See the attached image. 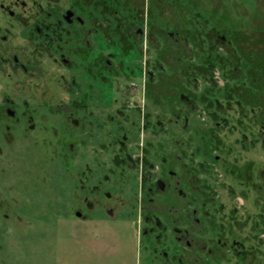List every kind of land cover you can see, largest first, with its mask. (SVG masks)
<instances>
[{
  "label": "flooded vegetation",
  "instance_id": "obj_1",
  "mask_svg": "<svg viewBox=\"0 0 264 264\" xmlns=\"http://www.w3.org/2000/svg\"><path fill=\"white\" fill-rule=\"evenodd\" d=\"M190 1V6H201L197 0ZM180 3L181 0H0V129L19 122L32 126L38 106L51 113L72 109L81 115L76 119L73 112L69 114L71 126L81 129V146L90 141L97 153L111 156L107 167L95 158L91 168L89 164L84 166L89 171H81L77 179L78 242L86 245L83 231L91 233L96 226L114 227L117 231L125 228L130 238L103 250L95 247L88 256L79 250L80 261L86 259L83 264H262L261 258L264 263V250L244 246L249 238H243L236 229L241 221L238 213H225L207 182L212 167L218 164V154L224 153L218 127L232 125L224 110L235 107L240 113L244 104L233 100L235 93L226 95L225 103L209 94L196 98L187 89L186 81L183 87L172 90L174 95L166 97L167 102L161 93V86L173 75L194 72L192 64L182 57L190 55V39L199 27L228 44L231 40L224 37L226 32L236 33L244 26L226 30L209 26L207 19H198L197 12L180 10ZM232 41L238 46L239 41ZM150 54H155L154 61ZM128 61L134 63L123 69V62ZM151 63L156 73L149 70ZM162 64L169 67V75ZM205 69L200 68L201 74L207 73ZM39 72H47L51 85L67 95L66 102L42 100V88L34 78ZM203 77L208 79L207 75ZM124 78L129 80L122 85ZM159 87L160 91L153 90ZM101 94L106 103L119 109L114 116L117 118L108 123L84 116L88 105ZM71 96L75 98L68 99ZM149 102L158 111L152 116ZM197 109L211 123L206 130L191 126V116ZM125 111L138 116L132 129L122 121ZM253 111L249 108L250 115ZM237 119L236 124L242 127V114ZM257 120V125L264 128L261 113ZM179 128L186 138L176 135L174 131ZM144 133L151 138L143 140ZM260 142L258 138L238 140L243 151ZM72 148L69 145L70 151ZM242 165L253 166L252 162ZM237 167L228 164L229 174L240 172L241 167ZM104 169L109 170L107 175ZM131 172L138 173L137 182H133ZM260 173L264 174V168ZM114 183L125 185L131 193H125L119 185L121 195L117 196L113 188L99 195L100 185ZM258 209L261 213L251 217L250 233L259 243L258 237L264 235V209ZM95 221L96 226L91 228L90 222Z\"/></svg>",
  "mask_w": 264,
  "mask_h": 264
},
{
  "label": "rangeland",
  "instance_id": "obj_2",
  "mask_svg": "<svg viewBox=\"0 0 264 264\" xmlns=\"http://www.w3.org/2000/svg\"><path fill=\"white\" fill-rule=\"evenodd\" d=\"M190 3V0H181L180 10L197 12L198 19H207L209 26L225 27V30L241 26L244 28L236 29V33L219 32L225 34L226 40H231L228 44L227 41L222 44L215 33L211 35L199 27L190 39V55L182 57L195 70L179 72V76L173 75L172 79L161 86V93L165 96L163 100L167 102L169 99L166 97L174 95L172 90L183 87L186 81L187 89L196 98L209 94L225 103L228 100L226 95L235 93L233 100L238 99L244 104L240 113L235 107L224 110L225 117L232 125L229 128L221 125L218 127V136L224 144L225 154H218V164L212 167L207 182L223 204L224 212H237L241 218L236 229L243 238H249L244 246L253 245L264 250V235L258 237V243L250 233L251 217L261 213L258 207L264 209V174L260 173L264 168V128L257 125L260 113L264 119V0H197V4L201 5L197 8L190 6ZM234 38L239 41L238 46L232 41ZM150 56L154 61L155 54ZM133 63L123 62L122 67L131 68ZM166 65L161 66L165 68L164 73L169 75V67ZM201 67L206 68L207 73L201 74ZM181 68L189 71L187 66ZM149 70L155 71L152 63L149 64ZM203 75H207L208 79L204 80ZM34 78L42 88L40 94L43 101L49 98L67 101V95L51 85L47 72H39ZM125 79L129 80H121L122 85ZM78 80L85 84L81 78ZM59 84L61 86L60 81ZM242 89L244 92L237 91ZM249 89L254 92H249ZM153 90L158 92L160 87ZM71 98L75 97L68 99ZM94 101L88 105L85 117H98L108 123L109 119L118 115V107L106 103L103 94ZM249 108L254 109L253 115L249 114ZM72 112L73 118L81 117L72 109L64 108L58 114L38 106L32 126L19 122L9 125L8 129L5 125L0 129V247L3 253H0V260L3 258V264H83L86 259L80 261L79 250L88 256L95 247L103 250L130 238L125 228L119 231L114 227L103 229L97 227L95 221L89 224L91 228L96 226L93 232L83 231L86 245L78 242L79 224L75 213L79 208L80 194L77 179L81 171H89L84 166L89 164L91 168L95 158L107 167L111 156L108 158L107 154L97 153L93 142L81 146V129L70 124L69 114ZM148 112L151 116L158 112L154 106H150V102ZM240 114L242 127L236 124ZM191 117L194 118L190 122L191 126L199 130H206L211 125L200 109ZM121 118L130 129L139 121L136 112L131 111L122 113ZM174 132L182 139L187 136L181 128ZM242 137L247 140L258 138L262 142L249 151H243L238 143ZM150 138L148 134H143V140ZM71 144L73 148L70 151ZM247 162H252L253 166L242 165ZM228 164H235L238 169L241 167L240 172L230 175ZM108 172V169L103 170L106 175ZM131 174L133 182H137L138 173ZM119 185L125 193H131L128 188L125 189V185L114 183L100 185L99 195L111 188L117 196L121 195V190L117 188ZM132 194L136 195L135 192ZM261 262L264 264L262 258Z\"/></svg>",
  "mask_w": 264,
  "mask_h": 264
}]
</instances>
